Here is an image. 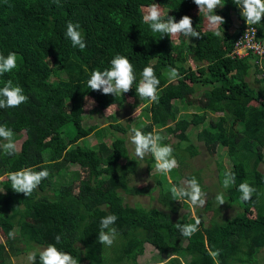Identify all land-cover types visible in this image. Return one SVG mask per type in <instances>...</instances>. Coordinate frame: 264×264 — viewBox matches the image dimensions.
Here are the masks:
<instances>
[{"label": "trees", "instance_id": "obj_1", "mask_svg": "<svg viewBox=\"0 0 264 264\" xmlns=\"http://www.w3.org/2000/svg\"><path fill=\"white\" fill-rule=\"evenodd\" d=\"M157 1L163 0H0V24L11 37L8 49L0 54L17 55V68L0 80H12L28 97L19 108L0 109V123L12 129L14 136L24 135L15 155L7 156L0 148V177L4 178L0 183H8L0 193V233L4 240L0 242V264L49 243L70 253L79 264H135L146 243L159 256L172 254L167 264H180L183 258H188L186 264H215L210 253L216 250H220L216 258L219 264H256L257 253L264 249V174L258 170L264 159V96L245 81L249 61L229 55L245 20L235 0H221L223 7L213 13L225 20L218 37L212 30L196 28L207 22L202 16L208 13H199L193 0H165L171 10L161 17L162 21L175 17L179 22L187 15L201 34L192 43L178 47L171 36L151 31L143 20L141 10ZM230 12L239 20L237 27H231ZM69 21L80 25L87 44L84 51L72 47L65 37ZM263 23L255 24L261 39ZM188 45L186 61L195 64V69L180 71L185 57L182 50ZM116 54L126 56L133 65L136 81L132 89L115 96L92 91L87 86L91 71L109 68ZM149 65L160 80L158 101L154 103L136 94L140 74ZM169 67L177 68L180 77L171 84L163 73ZM259 72L256 68L253 73ZM197 84L207 88L202 91L204 106L200 113H185ZM126 96L132 100L126 106L139 110L134 128L145 134L162 129L177 140L175 144L160 141L171 145L179 166L154 180L159 188L156 200L162 206L177 202L170 189L183 178L180 170L186 158L197 154L192 147L187 153L180 143L189 141V130L195 129V139L205 148L216 145L225 152L231 163L229 171L235 174V183L223 192V207L234 208L227 220L216 218L208 228L200 224L188 238L178 235L175 224L194 223L195 218L181 215L171 222L168 213L156 208L147 210L123 203L122 195L149 192L129 183L138 167L125 145L124 134L131 128L117 122L113 115L107 117L111 122L107 127L86 125L82 106L88 99L94 101L99 114L109 106L122 107ZM236 124L239 129L233 128ZM106 133L112 135L108 145L103 140ZM90 135L97 141L95 147L79 143ZM121 160L124 163L120 164ZM143 162L145 171L155 168L151 153ZM69 166H78L93 176L91 182H80L75 194L69 183L61 180ZM25 167L49 172L28 197L14 192L6 176ZM195 172L190 173L192 177H197ZM220 172L223 177L219 180L223 181L226 170L221 166ZM244 181L256 189L248 202L240 200L237 190ZM54 182L59 183L55 188ZM185 200L178 201L187 208ZM208 206L209 202L203 214ZM109 214L118 217L114 225L118 235L111 247L98 242L99 221ZM14 231L17 236L9 237ZM57 235L61 237L59 243L55 241ZM182 240L186 241L183 245Z\"/></svg>", "mask_w": 264, "mask_h": 264}, {"label": "clouds", "instance_id": "obj_2", "mask_svg": "<svg viewBox=\"0 0 264 264\" xmlns=\"http://www.w3.org/2000/svg\"><path fill=\"white\" fill-rule=\"evenodd\" d=\"M193 2L198 7L199 13H208L206 19L209 29L213 31L215 36H221L222 33L219 28L225 23V20L223 17L213 14L218 6L223 7L221 6V0H193ZM235 4L240 8L241 15L245 20L240 35L244 32V29L253 27L255 29L256 37L264 44V38L261 39L258 36L255 27V24L264 20V0H235ZM230 13L234 14L233 12ZM234 17L239 24V20L236 18L235 14ZM143 20L144 22L149 23L151 31L164 33L167 36L175 37L179 34H183L186 37L199 38L201 35L198 31L194 30L192 19L187 15H184L179 22L175 21V17H168L166 21H162L161 10L159 5L155 3L147 9L146 14L143 16ZM239 36L237 38H239ZM65 37L70 40L72 47L78 48L80 51L86 49L87 44L78 23H73L71 21L67 23ZM237 59H247L250 64V70L252 69V71H254V69L257 68V70L260 71L256 74L263 72L261 63L264 60L255 63L254 61L257 59L251 56ZM15 68H17V55L15 52H9L7 56L0 54V76L5 73H10ZM140 76L141 79L136 87V94L141 98L147 99L149 102H157L160 80L157 78L154 68L151 65L145 66ZM167 76L169 82H174L180 78L178 69L174 67H169L167 69ZM135 81L136 75L130 60L126 56L116 54L111 59L109 68L103 71H91L90 78L87 80V86L92 91L102 90L104 95L111 94L115 96L118 93L123 94L129 92ZM245 81L247 82L246 78ZM23 93L24 90L22 87L14 85L13 81L10 79L7 80L4 83V86L0 88V109L15 108L19 107L22 103H26L28 97ZM93 103L94 101H89V104L92 105ZM13 136L14 133L12 129L8 128L6 124H0V140L6 141L0 145V148H2L4 154L7 156H13L17 151V144L14 142ZM129 137L131 144L134 145L135 155L143 160L146 154L151 153L154 157L155 168L158 172L168 174L179 166L178 161L173 156V148L169 144L162 145L160 141H162L164 137L155 130L145 134L137 128H131L129 131ZM6 176L10 181L11 189L14 192L22 193L28 197L38 188L42 180L48 178L49 172L47 169L36 171L31 167H25L18 171L9 172ZM235 180V174L231 171H226L222 181L223 188H229L235 183ZM183 183V187H171L170 192L173 199L178 201L186 198L187 202L192 206L204 207L207 203V198L199 181L195 177H192ZM237 190L241 193L240 200L242 202L250 201L253 194L256 192V189L247 181L241 182ZM215 201L219 205L225 204L224 193H217ZM117 219L118 217L114 214L101 217L98 232V242L101 245L108 247L113 245L116 236L118 235V230L114 226ZM200 224L201 219L196 218L194 223H176L175 227L179 230L182 236L191 238L199 230ZM13 236L14 233L9 232V237ZM60 239V235H57L55 237L56 243H59ZM210 254L213 257L215 264H219V261L216 258L220 255V250L213 251ZM37 256L39 257V264H79L77 258H74L70 253L60 251L54 243H49L46 248L29 253L27 256L29 264H37Z\"/></svg>", "mask_w": 264, "mask_h": 264}, {"label": "rangeland", "instance_id": "obj_3", "mask_svg": "<svg viewBox=\"0 0 264 264\" xmlns=\"http://www.w3.org/2000/svg\"><path fill=\"white\" fill-rule=\"evenodd\" d=\"M157 5H159V8L161 10V17L164 16L171 10V4L165 0L163 1H157L153 2ZM152 3V4H153ZM151 4V5H152ZM149 8V7H148ZM142 9L141 13L142 16H144L147 12V9ZM219 8V6L214 10L216 11ZM230 19H231V27L237 26V20L234 17V14L230 13ZM203 18H206L207 15L202 16ZM6 22V20H5ZM7 26V25H6ZM264 27V24H263ZM198 30L204 32V31H210L208 27V23L205 21L204 24L200 27L197 26ZM197 31V30H196ZM10 32L6 29V27H3L0 24V51L3 50L2 53L5 52V50L8 49L9 45V37L8 35ZM261 36L264 38V28L261 30ZM171 40L180 47V45L183 43H192L193 37H186L183 34H179L175 37H170ZM264 40V39H263ZM190 45V44H189ZM189 45L186 46V49H183L182 53L185 55L184 60H181V68L180 71H182L184 68L188 67L190 69H195V64H191L190 60L186 61L187 59V53L189 49ZM178 52H176V55ZM48 64H50L49 61H47ZM261 66L264 68V61L261 63ZM252 69L248 72L247 83L251 86L252 79H255L259 82H256L252 85L256 87V90L259 94H262L264 96V71L260 74L253 73ZM165 78L168 81V84L175 83L169 82L168 76H167V70L164 72ZM251 81V82H250ZM4 81L0 80V85L4 84ZM197 90L195 91L194 97H191L189 100V106L185 108V113H200L202 107L204 106L205 99L203 98L202 91L204 89H207L206 87H203L199 84L195 86ZM195 88V89H196ZM89 99L83 103L82 109L84 113V121L86 125H92L96 124L99 127L106 126L111 123L109 120H107V117L110 115L115 116L117 122L121 124H128L130 128H134V123L138 122V111L137 109H129L126 105L131 104L132 100L126 96V102L125 105H123L120 108L111 106L103 111H101L99 114L95 112V105L89 104ZM89 104V106H88ZM21 106V105H20ZM19 106V107H20ZM18 107V108H19ZM17 108V109H18ZM65 111V108L62 109ZM1 124V123H0ZM4 124V123H2ZM234 129H239V126L234 125ZM158 132L164 137L165 142L167 141L169 144H175L177 142L176 138L173 135L167 134L164 132V130H158ZM195 129H190L188 133L189 141L186 143H180V147L187 150L190 149L189 147H192L193 149L197 150V154L193 157L189 156L186 158V161L184 162L181 172H183V178L179 180L177 187H183L184 181L191 179L192 175L190 173H197V177H195L197 180L200 181V186L202 187V190L206 193L207 202H209V210L207 213L203 214V207L199 206H192L189 202L186 201L188 207L185 208L183 204L180 201H177L176 203H173L172 205L162 206L156 199L158 197L159 188L155 184L154 180L156 178L159 179V176L161 175L160 172L156 170V168H150L147 171L146 170V164L143 162V160L139 159L134 152V145L131 144L129 132L124 134L125 139V145L129 154V157L133 158L137 163L138 167L135 171V173L130 177V185L133 187L148 190V194L144 195H136V196H123V203H125L128 206H135L138 205L143 209H153L156 208L162 212L168 213L169 218L171 222H175L177 219L181 217V215H185L187 217H193V218H200L201 224L204 228L211 227L213 223H215V219L217 218V221L224 222L227 220L233 213L234 208H225V204L219 205L215 201V196L217 193L224 192L225 188H223V185L220 183L222 181L219 180V177L222 178L221 174V166L226 170H230V162L225 154V152L219 147V146H210V147H203L202 143L197 141L195 139ZM106 137L103 138L105 143L108 145L110 143L112 135L108 133L105 134ZM14 142L17 144V152L20 150V146L22 141L24 140L23 132L19 133L16 136H13ZM102 140V141H103ZM103 141V142H104ZM6 141L0 140V145L5 143ZM80 144L84 143L87 146H91V148L95 147L97 144V141L93 135L88 136L87 138L81 140L79 142ZM2 149V148H1ZM262 154L264 155V147L261 150ZM149 154V153H148ZM148 154L145 155V157L148 156ZM120 164L124 163V160L119 161ZM81 168H78V166H69L67 169V175L64 176L61 180L67 181L70 185V191L72 193H76L77 186L80 182H91L93 179V176L89 171H80ZM258 170L260 173L264 174V159L263 162L258 165ZM167 175V174H166ZM184 175H190L189 178H184ZM194 177V176H193ZM168 178H166L167 180ZM4 180L3 177H0V181ZM223 180V179H222ZM170 181V180H169ZM59 185V183L54 182L52 187L55 188ZM8 187V183L6 185H2L0 183V193H2L6 188ZM161 189V188H160ZM215 194V195H214ZM212 196V197H211ZM182 201V200H181ZM183 202V201H182ZM185 203V202H184ZM173 209L174 212H171ZM212 214H211V213ZM211 215V217H210ZM216 215V217H214ZM14 236H17V231L13 232ZM178 235L181 236V233L178 232ZM3 236L0 233V242H3ZM116 241V239H115ZM185 240H182V245L185 243ZM46 248L43 245L37 246L35 248V252L37 250ZM144 251L141 256H139L136 259L135 264H167L168 259L174 257L172 254L168 253L166 255H157L155 250L152 246L149 244H144ZM7 251V250H6ZM28 253H19L15 258L10 257L7 260L6 264H29V261L27 259ZM180 264H186L188 262V258H183L179 260ZM256 264H264V249L259 251L256 255Z\"/></svg>", "mask_w": 264, "mask_h": 264}, {"label": "built area", "instance_id": "obj_4", "mask_svg": "<svg viewBox=\"0 0 264 264\" xmlns=\"http://www.w3.org/2000/svg\"><path fill=\"white\" fill-rule=\"evenodd\" d=\"M231 57L243 58L254 57L255 63L264 60V44L256 37L255 29L248 27L234 42L229 54Z\"/></svg>", "mask_w": 264, "mask_h": 264}, {"label": "crops", "instance_id": "obj_5", "mask_svg": "<svg viewBox=\"0 0 264 264\" xmlns=\"http://www.w3.org/2000/svg\"><path fill=\"white\" fill-rule=\"evenodd\" d=\"M250 82H251V81H250ZM253 82L256 83V80H255V79H252V82H251L252 85H254ZM254 86H255V85H254ZM203 147H204V146H203Z\"/></svg>", "mask_w": 264, "mask_h": 264}]
</instances>
